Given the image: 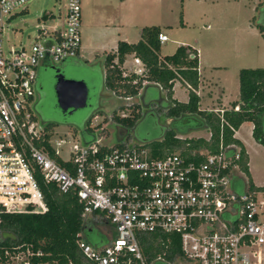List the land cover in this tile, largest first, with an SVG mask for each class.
I'll use <instances>...</instances> for the list:
<instances>
[{"label": "built area", "instance_id": "obj_1", "mask_svg": "<svg viewBox=\"0 0 264 264\" xmlns=\"http://www.w3.org/2000/svg\"><path fill=\"white\" fill-rule=\"evenodd\" d=\"M26 1L0 0V212L45 211L40 184H52L75 194L82 222L113 229L96 247L78 232L84 264H262L264 186L250 181L239 144L222 142L221 130L215 150L154 156L143 143L101 142V120L86 124L82 140L74 127L60 131L39 123L32 110L37 68L77 54L80 0H64L60 24L37 27L30 43L5 48L2 30ZM156 37L167 39L160 30ZM132 63L135 76L144 73L139 56L133 54ZM149 232L167 237L164 250L147 261L139 241ZM172 234L178 253L167 257ZM16 249L4 250V263L23 253L22 263L31 264L32 253Z\"/></svg>", "mask_w": 264, "mask_h": 264}, {"label": "rangeland", "instance_id": "obj_2", "mask_svg": "<svg viewBox=\"0 0 264 264\" xmlns=\"http://www.w3.org/2000/svg\"><path fill=\"white\" fill-rule=\"evenodd\" d=\"M63 2L64 0H27L23 8L13 14L3 28V46L7 48L28 44L36 34L37 27L49 28L55 23L60 24L64 11ZM157 6L156 11L148 7L147 16L138 25L141 28L157 25L166 34L167 39L159 43L158 54L171 53L182 42L193 44L199 51L202 73L208 75L210 80L225 81L227 91L238 89V70L241 67L264 66V29L260 31L257 26V23H264V8H261L264 6V0H159ZM69 60L70 57H66L48 62L44 66L46 73L51 75L50 82H54V68L50 67L53 65L60 67L64 78L86 82V105L75 109L71 114H62L56 107L51 84L44 105L42 103L45 99L39 100L36 95L33 96L32 110L39 123L52 120L56 123L48 127L62 131L72 128V126H64L69 120L79 125L87 121L88 126L92 122L101 120L99 124H102L103 130H99L98 133L101 142L107 145L119 141L142 143L164 136V131L171 126V117L165 113L166 107L162 101L174 102L175 99L171 95H164L162 98V94L158 97L156 92H152L155 98L146 103L142 101L141 88L137 94L128 98L115 95L104 82H101L105 74L101 57L89 56L88 61L91 62L88 64L92 67L91 77L83 61L79 69L70 70L66 67ZM213 65H216V69ZM119 70L126 77L135 75L130 71V67L122 64L119 65ZM156 87L154 84H149L150 91L155 90ZM175 89L179 99H186V91L183 88L176 85ZM48 103L50 107H47ZM133 112H138L139 115L134 123L125 129L116 124L114 115L107 117L109 113L130 115ZM251 123V121L242 122L238 127L237 135L248 153L247 164L252 182L256 185H264V146L252 137ZM187 126L186 120L174 122V129L177 130ZM207 131L206 128H190L176 135L205 136ZM76 135L80 140L83 139L80 131H77ZM93 225L107 239L111 237L110 224L93 222ZM96 230L92 231L95 238L98 236ZM23 259V253H18L17 257H12L4 264H23ZM262 264H264V248Z\"/></svg>", "mask_w": 264, "mask_h": 264}, {"label": "trees", "instance_id": "obj_3", "mask_svg": "<svg viewBox=\"0 0 264 264\" xmlns=\"http://www.w3.org/2000/svg\"><path fill=\"white\" fill-rule=\"evenodd\" d=\"M257 26L260 31L264 29L260 23H257ZM158 31L159 27L152 24L140 29V38L137 41H118L115 50L104 57L106 66L104 84L121 96L135 95L142 86L154 84L163 88L167 96L171 93L172 80L180 79L188 88L187 100L162 101L166 107L165 113L171 117V126L164 131L162 138L142 143L154 156H162L173 150L188 155L193 148L215 150L221 130L222 142L239 144L240 165L247 175V155L241 141L233 136L231 127L235 129L242 121H251L252 137L264 146V66L241 67L238 70L237 97L229 108L222 110V120H220L218 110L199 109L197 106L198 96L194 90L198 82L196 49L188 44H178L171 53L159 55L157 52L159 42L156 37ZM129 52L139 56L144 63L143 74L129 77L121 74L119 65L123 61L124 54ZM114 57L116 63L113 62ZM152 92L149 87L145 88V94L151 96L150 99L155 98ZM235 105H237L236 109H234ZM138 115V112L126 116L114 115V119L120 128L125 129L134 123ZM178 120H186L188 126L174 129V122ZM190 128H206L210 133L207 138L176 135ZM40 187L47 204L45 211L0 212L1 264L5 261L4 250H10L13 246H17L16 251L24 252L28 249L32 254L27 256V260L31 264L86 263L75 243L78 232L94 247L107 242L108 239L102 232L96 230L92 222H82L81 205L74 193L58 191L52 184H40ZM93 230L97 231L96 238L93 236ZM112 232L113 229L111 234ZM168 236L172 240L167 243L170 250L167 257H171L178 253V243L176 235ZM166 237V234L159 232H149L141 236L139 245L147 261L164 250ZM36 252L39 254H35Z\"/></svg>", "mask_w": 264, "mask_h": 264}, {"label": "crops", "instance_id": "obj_4", "mask_svg": "<svg viewBox=\"0 0 264 264\" xmlns=\"http://www.w3.org/2000/svg\"><path fill=\"white\" fill-rule=\"evenodd\" d=\"M157 4H159V0H80L79 48L76 55L68 56V57H70L71 60H77V61L79 60L81 62L83 61L84 64L87 65L88 62H91L88 61L89 56L92 55L95 58L101 57L102 66L105 72L106 69V66L104 64L105 55L112 53L116 48L117 42L120 40L125 42L137 41L140 38V29H141V26L138 25V23L147 16L148 7L152 11H156L158 7ZM180 44H188L194 47L197 52L196 68L198 74V82L194 90L198 96V101H197L198 108L212 109V110L229 108L232 101L235 100L237 97L238 89L236 90L234 88L230 91H227L225 81L221 82V81H215L213 79L210 80L208 75H204L200 68L198 48L195 47L193 44H189V43L182 42ZM132 56H133L132 52L125 53L123 61L121 63L122 66L128 68L130 66H133ZM46 64L47 63H43L39 65L37 71L38 70L40 71L42 67L46 66ZM213 67L214 69H216V65H213ZM101 82H105V80L103 79V81ZM176 85H178L179 88L181 87L186 91V99H179L176 96L175 94ZM148 87L149 84H146L142 86L140 89L141 90L140 93L142 92L141 96L143 102L144 101L147 102L151 100L150 99L151 96L144 93V89L145 88L147 89ZM187 91H188L187 86L183 84L180 79L174 78L172 80L170 95L173 99L178 101H186L188 97ZM153 92H156L158 97L161 94L162 96L165 95V90L161 87H156V89L153 90ZM238 127L234 129L233 136L241 141V139L237 135ZM251 127H252V123H251ZM201 136L207 138L208 131L205 134V136L203 135ZM241 143L243 144L244 150L246 152L247 163H248V153L246 151L244 143L242 141ZM247 169H248V164H247ZM247 176L252 182L249 169ZM237 187H239V185H237Z\"/></svg>", "mask_w": 264, "mask_h": 264}, {"label": "water", "instance_id": "obj_5", "mask_svg": "<svg viewBox=\"0 0 264 264\" xmlns=\"http://www.w3.org/2000/svg\"><path fill=\"white\" fill-rule=\"evenodd\" d=\"M79 64L75 61L69 60L66 67L70 70L79 69ZM54 82L52 88L55 97V103L61 112L67 111L71 113L73 110L86 105L87 99V85L83 80H74L64 78L63 73L59 71L60 67H54ZM86 70L90 72L89 77L92 75V67L85 66ZM145 93V89H144Z\"/></svg>", "mask_w": 264, "mask_h": 264}, {"label": "flooded vegetation", "instance_id": "obj_6", "mask_svg": "<svg viewBox=\"0 0 264 264\" xmlns=\"http://www.w3.org/2000/svg\"><path fill=\"white\" fill-rule=\"evenodd\" d=\"M261 8H264V6H261ZM264 11V10H263ZM260 16V12L258 13V17ZM260 24H262L261 22H260ZM263 26H264V23L262 24ZM71 60V59H70ZM71 61H75L76 63H78L79 65H83L82 64V62L81 61H77V60H71ZM85 66L87 67V66H89V64L87 65V64H85ZM46 67H42V71L40 70H38L37 72H36V77H35V89H34V95H36L38 98H39V100L41 99V98H43V99H45V101L42 103V105H44L46 102H47V99H48V88H49V86H51V84L53 83V82H50L51 81V75H48L47 73H46V69H45ZM59 71H61V69L59 68ZM149 101H151V100H149ZM149 101H147V102H149ZM144 103H146V102H144ZM47 107H50V104L48 103V105H47ZM56 107H57V105H56ZM45 109V111H46V108H44ZM74 111V110H73ZM72 111V112H73ZM71 112V113H72ZM62 114H71V113H67V111H64V112H61ZM46 122H50V123H56V122H54V121H52V120H47ZM66 124L64 125V126H68V127H73V126H75L74 128H76L78 131H80V133H81V135H82V137H84L85 135H86V124H87V121H86V123L85 124H81V125H79V124H75V123H73V122H71L70 120L69 121H67V122H65ZM71 124H74V125H71Z\"/></svg>", "mask_w": 264, "mask_h": 264}]
</instances>
